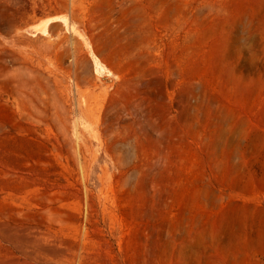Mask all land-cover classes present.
<instances>
[{
  "label": "rangeland",
  "instance_id": "374dc122",
  "mask_svg": "<svg viewBox=\"0 0 264 264\" xmlns=\"http://www.w3.org/2000/svg\"><path fill=\"white\" fill-rule=\"evenodd\" d=\"M0 264H264V0H0Z\"/></svg>",
  "mask_w": 264,
  "mask_h": 264
}]
</instances>
